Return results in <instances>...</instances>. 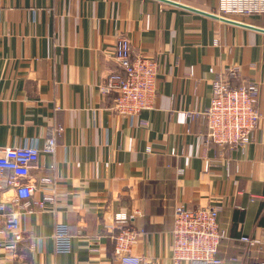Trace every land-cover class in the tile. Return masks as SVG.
I'll use <instances>...</instances> for the list:
<instances>
[{
	"label": "crops",
	"instance_id": "0c3cea01",
	"mask_svg": "<svg viewBox=\"0 0 264 264\" xmlns=\"http://www.w3.org/2000/svg\"><path fill=\"white\" fill-rule=\"evenodd\" d=\"M171 1L223 14L220 0ZM218 17L256 29L159 0H0V146L57 144L32 171L36 199L55 189L56 208L22 216L35 253L20 264H119L111 240L119 213L143 231L134 254L173 264L174 207L212 204L227 230L222 264H264V14ZM123 34L159 64L156 107L140 115L148 126L115 114V94L100 92L118 70ZM229 68L239 70L233 86L259 84L260 119L244 148L206 149L205 126L188 114L210 106L213 81ZM58 223L76 230L68 254L55 252Z\"/></svg>",
	"mask_w": 264,
	"mask_h": 264
},
{
	"label": "built area",
	"instance_id": "2783aa9c",
	"mask_svg": "<svg viewBox=\"0 0 264 264\" xmlns=\"http://www.w3.org/2000/svg\"><path fill=\"white\" fill-rule=\"evenodd\" d=\"M219 15L264 14V0H220ZM113 59L118 67L110 72L100 85L104 96L115 94L111 107L118 116L129 118L141 126L148 122L140 118L143 111L153 110L158 99L159 64L157 60L133 49L126 34L120 35L113 48ZM212 73L214 69L210 70ZM239 70L229 68L226 73H218L213 81V97L210 106L203 112L188 114L189 121H201L205 126L204 145L244 148L254 138L260 114L257 109L260 86L247 83L235 87L230 77H237ZM59 129V128H58ZM62 129L60 128L59 131ZM56 140L49 138L40 149L35 144L0 146V264H20L32 260L35 246L31 237L21 227L22 216L52 204L56 208L55 189L42 200L36 199L38 184L32 174L37 169L42 153L54 154ZM175 156L176 152L172 151ZM209 162L207 163V170ZM46 185L55 186L56 178L45 176ZM222 206L212 204L188 208L176 205L173 209V230L170 259L173 264L201 262L222 264L219 256L221 244L227 237V230L219 221ZM116 232L111 235L114 244L113 258L119 264H148L144 256L134 254L143 231L128 225L126 214H116ZM76 230L68 224L55 226L54 244L57 254L71 251ZM241 241L250 247L261 244V240L242 236ZM90 252L96 253V248Z\"/></svg>",
	"mask_w": 264,
	"mask_h": 264
},
{
	"label": "water",
	"instance_id": "95a60500",
	"mask_svg": "<svg viewBox=\"0 0 264 264\" xmlns=\"http://www.w3.org/2000/svg\"><path fill=\"white\" fill-rule=\"evenodd\" d=\"M159 1L164 2V3H168V4H172V5H176V6H180L182 8H185V9H188V10H191V11H194V12H198V13H201V14H204V15H207V16H210V17H213V18H216V19H220L223 22H227V23H231V24H236V25H239V26H242V27H246V28L256 29V28H253L252 26H249L247 24H243V23H240V22H237V21H234V20L226 19V18H219L215 14L208 13V12L198 11V10H195L194 8H190V7H187V6H183L181 4H178L176 2H173L171 0H159ZM260 31H263L264 32V30H260Z\"/></svg>",
	"mask_w": 264,
	"mask_h": 264
}]
</instances>
